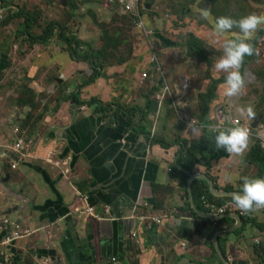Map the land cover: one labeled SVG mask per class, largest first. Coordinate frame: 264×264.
I'll return each instance as SVG.
<instances>
[{"label":"crops","instance_id":"0c3cea01","mask_svg":"<svg viewBox=\"0 0 264 264\" xmlns=\"http://www.w3.org/2000/svg\"><path fill=\"white\" fill-rule=\"evenodd\" d=\"M23 1L0 0V6L8 8ZM25 1L30 8L39 3ZM56 1L57 10L49 7L46 11L41 7L42 18L40 23L37 21L36 33L40 34L41 28L51 22H60L61 13L75 12L77 2L93 4L92 0ZM65 2L67 7L63 8ZM262 29L264 25L258 26L257 31ZM25 30V20L0 26V61L6 57L8 63L13 59L29 68L22 74L21 82L40 96L39 105L35 110L30 108L26 118H20L17 112L22 125L15 136L6 125L0 127V264H264V208L241 214L230 197L239 190L240 177L264 179V155L260 150H264V139L252 128L264 106L255 108L247 100L252 93L247 90L233 98L222 96L219 84L213 88L208 112L200 119L198 95L207 90L205 84L210 81L206 68L216 80L226 75L214 69L224 41L211 38L212 30L205 27L190 30L210 54L208 66L194 54L190 61L169 59L173 52L186 51L188 55L187 40L182 41L186 49L177 48L171 37L158 34L155 60L161 68L165 67L164 82L173 93L161 102L152 97L143 109L145 97L150 95L139 89L144 83L136 87L137 79L124 75L120 79L111 74L100 78V88L92 92L98 91L97 96L108 102L122 99L121 106L127 111L141 107L144 119V125L138 128L139 115L120 113L117 124L109 129L92 107L67 104L54 111L60 91H64L62 97L67 96L81 83V77L85 80L86 77L78 69L73 72L70 65L65 68L57 65L61 45L55 42L51 55L56 56L52 63L47 67L38 64L45 47L28 41L30 46L22 43L20 35L26 41ZM237 33L231 30L228 35L233 39ZM263 40L264 35L252 55H248L247 65L264 61ZM39 48L42 50L38 53ZM7 61L0 66V74L10 66L4 70L6 78L2 84L13 88L11 60L9 64ZM258 71L264 73V63ZM182 80L188 88L183 97L178 87ZM155 89L150 91L154 93ZM6 94L16 101L19 91L4 92L0 88V96ZM172 97L181 100L173 105ZM0 106H4L2 101ZM247 107L252 108V119L239 111ZM229 120L231 126L250 132L247 150L239 156L214 147L213 128L229 126ZM234 120L242 123L235 125ZM0 122L15 123L1 114ZM259 125L264 128V117ZM261 131L264 136V129ZM20 137L30 142L22 154L13 148ZM188 149L195 150L192 156L195 160L178 166V159ZM16 155L20 158L18 169L11 170L10 158ZM4 161L8 167H3ZM226 174L232 177V183L224 182ZM200 180L205 182L209 201L232 209L233 215L211 220L199 210L191 187ZM89 206L104 219L84 213ZM146 216L162 219V223H152L148 228L139 220ZM12 232L21 238L12 245L2 244Z\"/></svg>","mask_w":264,"mask_h":264},{"label":"rangeland","instance_id":"374dc122","mask_svg":"<svg viewBox=\"0 0 264 264\" xmlns=\"http://www.w3.org/2000/svg\"><path fill=\"white\" fill-rule=\"evenodd\" d=\"M37 1L39 3L36 4L37 7L35 8H30L28 6V2L25 0L22 2L23 5L22 4L12 5V7H8V8H3L2 6H0V8H2L0 10V21L4 20L13 10L24 9L25 12L27 13L39 11L40 14L37 15V17H38V22L40 23L42 18L41 7L46 11H48L47 9L49 7H53L55 10H57L56 0L54 1L37 0ZM92 3L93 4L85 5L83 2L79 1L77 2V10L75 12L60 14L59 17L60 22L57 23L64 26L63 28H65V34L67 36H76L79 40H83L89 44H93L100 47L102 42L101 30L97 26L96 21L100 23L106 22L107 25L116 24L117 26H120V23H126L128 24V26L130 25L131 29L133 28L132 31H128L126 33L127 41L130 43L129 48H132L131 49L132 55L126 54L127 52L122 50V48L119 49V52L116 53L117 55L116 67L121 68V70L120 72L114 74L113 77L120 79V76L124 75L127 77L139 79V77L143 73L147 72L150 81H162V82L165 81V74L163 73V71L165 72L166 70L165 67L162 68L160 67L159 71L155 72L157 66L154 63L150 62L152 55L153 54L156 55L158 52L155 45L156 41L157 42L160 41L159 37L157 36L158 34L163 37L165 36L171 37L172 44L176 43L177 48L182 47L186 49L185 44H183L182 41L186 43V40L188 39V34L191 32L190 30L192 29L198 30L204 27L208 30L211 29L210 26L205 24L204 22L205 20L200 17L198 9H207L209 12L215 14L216 17L228 16L236 20L247 15L256 14L257 16H259V14L264 13V0H261L260 2H255L254 0H139L140 11L144 10L146 4L149 5V11L144 12L140 16L138 21L136 19V9L132 8L130 10H126L119 3V0H92ZM67 4H69L68 1ZM67 4L66 2L62 3V7L63 8L67 7ZM188 9H190L192 12L191 11L188 12ZM15 20L17 21L23 19H15ZM37 26H38L37 24L34 26L35 32H37ZM42 30L43 28H41V31ZM231 30L238 31V29L236 28H233ZM230 37H231L230 35H227V39H230ZM211 38H215V36L211 34ZM217 39L220 41H224L226 37L225 36L218 37ZM20 40L22 43L29 45L27 41L22 39L21 35H20ZM54 42L60 44V41L58 40L57 36H55L52 44ZM44 47H51V45L50 46L44 45ZM171 47H173V45H171ZM221 48H223V46ZM23 49L24 48H22L21 51ZM41 50L42 48H39L38 53L39 51L41 52ZM57 51L58 49L56 48L55 52ZM222 51L220 54H217V56L222 55ZM55 56L56 54H53V56L49 57L47 53H44L37 63L40 65L46 64L49 66L52 63ZM204 56L206 59L210 60L209 58L210 54L208 52L205 51ZM171 58L173 61L178 60L179 58L190 61V56L188 57L186 51L173 52L172 56L169 57V59ZM10 60H11V68H12L11 75L13 81H15V87H13L12 90H16L18 89L17 85L19 86L26 85L24 82H21V80L24 78L21 76L22 74H25L26 70H28L29 68H26V66L24 64L22 65L20 62H19L20 65H18L17 63H15V60L13 59ZM263 63L264 61L263 62L256 61L245 66L252 72L256 82L252 84L249 83L250 85L244 86L241 92H243L244 90L252 92L251 95H247V100L253 105H255L256 106L255 108L264 106L263 105L264 104V73L262 71L256 72V69L260 67ZM30 66L34 67V65L31 64ZM110 68L111 67H109L106 70V73L110 70ZM87 70L89 72V69ZM113 71L114 70L112 69L111 72ZM206 73H208V75L210 76L208 78L210 79V81H206L205 84L206 86H208V88L212 86V84L216 85V87L218 88L219 82H217V80H223L224 82V77H225L224 75H220V78L216 80L214 77L210 75L208 67L206 68ZM84 80H85L84 77H81L80 81L82 82ZM243 80H245V76H243ZM137 83L138 84L136 87H139V80L137 81ZM70 86L73 87V85ZM178 87H180V93L182 94L183 97L188 89L187 86H185L183 80L181 81L180 84H178ZM60 88H61L60 86H56L57 90H60ZM164 88L160 87L158 93L162 94L163 97L168 98L170 93L172 94L173 91L169 87V91L165 92ZM66 89L67 88H65V90ZM139 89L142 91L143 88L139 87ZM207 90L204 93H206ZM63 92L64 91L61 90L58 96H61ZM178 99L181 100V98L177 97V100ZM121 100L117 101L118 106H121L123 104L121 103ZM0 101L4 103V106H0L1 116L3 118L5 117V119L11 117L12 120L15 122V123L0 122V127L2 124L6 125L9 131L13 133V135L15 136L14 133L17 132L19 130L18 128L22 125V123L19 124L18 122V116L16 115L17 112L21 114L20 118H26L27 115L29 114L28 112L30 108L32 109V107L28 106V109H26L25 112H23L21 109L16 108L17 100L15 101V99H13V97L9 94L0 96ZM143 104H145V101L143 102ZM116 107L117 106L115 105L113 109ZM124 107H127L126 104L124 105ZM18 110H20V112ZM132 111H134L133 113H136V108ZM37 115H40V113H37ZM100 116L102 117V115ZM239 122L242 123L241 120H239ZM18 140L16 141L13 148L16 153L22 154L25 147H23L22 150L18 149L17 147ZM17 155L15 156V158H10L11 162H13L11 165H9L11 170L18 169V167L16 166L18 165V161L20 160V158L17 157ZM3 167L4 168L8 167V163L6 161L3 162ZM1 170H2V166L0 164V173ZM26 234L28 235V233ZM7 238L11 240L10 245H12L13 241L21 237L19 236L18 233L12 232V236H7Z\"/></svg>","mask_w":264,"mask_h":264},{"label":"trees","instance_id":"16d2710c","mask_svg":"<svg viewBox=\"0 0 264 264\" xmlns=\"http://www.w3.org/2000/svg\"><path fill=\"white\" fill-rule=\"evenodd\" d=\"M255 2H260L261 0H254ZM71 5V2L69 3ZM68 4V5H69ZM149 5L146 4L143 11H140V5H139V12H136V19L139 21V13L140 16L144 12L149 11ZM147 9V10H146ZM20 10V11H19ZM19 10H13L4 20L0 21V26H6L8 25L12 20L15 19H23L26 21V30L24 31V36L26 38V41L29 43H32L33 45L40 44L41 46H50V50L48 47H43L45 53L48 54L49 57H51V48H52V42L54 41L55 36H57L58 40L60 41L61 50L59 52V55L61 56L60 60L57 58L55 62L57 65H63V68H65V65H70L71 70L74 72L76 69L83 72L84 76L86 77V80L82 81L78 87H74L72 92H69L67 96L56 99V107L54 108V111L58 109V107L62 105H76V106H88L94 108V112L98 115H102V118L104 120V126L111 129L117 124L118 116L120 113H125L126 115H130L134 111H127L126 109L121 108V106L117 105V99L114 98L112 101H104L100 99L97 94L98 91L95 93L92 92L93 90H97L99 87V79L105 78L107 74L114 75L118 73L116 69V53L119 52V49L122 48V50L126 51L128 55H132L130 47V43L127 41V32L132 31L130 25L126 23H120V26H117L116 24L113 25H107L106 23H100L96 21L97 26L101 30V46L97 48H93L90 45H87L86 43L79 40L76 36H67L65 34V28H63V25H60L58 23L51 22L48 25H46L41 33H36L34 31V26L37 24L38 17L37 15L40 14V12H25L24 9ZM189 11V9H188ZM211 15V21L209 19H204L205 24L210 26L211 29H213V21L216 17L215 14L210 12ZM215 17H213V16ZM127 16V15H125ZM128 27V28H127ZM264 35V29L259 31L251 43L253 52L254 46L259 42V40ZM187 49H188V55L192 56L193 54L196 55L199 61L205 62L208 66L210 65L211 59H206L204 56L205 50L202 44V41L197 38L195 35L189 33L188 39H187ZM122 54V51H121ZM125 54V55H126ZM2 61H7V58H3L0 61V65L3 64ZM10 62V60H9ZM60 62V63H58ZM248 62V56L244 57V60L241 65V75L242 77L245 76L244 80V86L250 85L252 83H255L256 80L253 77L252 72L246 68ZM8 63V61H7ZM69 63V64H68ZM9 64V63H8ZM118 65V64H117ZM123 65V64H120ZM45 67L48 65L44 64ZM88 66V67H87ZM10 68L9 65H7L0 74V88L4 90V92L12 91L13 88H7L5 84H2L6 78V74H4V70L6 68ZM110 70L106 73V70L109 68ZM89 69V72L88 70ZM112 69H115L114 72H111ZM3 75V76H2ZM139 80V83H144V87L142 89V92L145 94L150 92V95H147L145 97V104H143L141 107L146 108L147 103L149 100L156 98V93L151 92L150 85L152 82L149 80V76L147 72L143 73L139 79L137 78V81ZM218 85L223 83V80H217ZM250 83V84H249ZM15 86V83H14ZM91 86V87H89ZM89 87V88H88ZM216 85L212 84V87L210 86L207 90V92L200 93L198 95L199 103H200V119L206 115L209 109V102L213 98V88H215ZM19 96L16 99L17 106L21 109L31 106L33 110L37 108L40 101V96L35 93V91L30 88L28 85H17ZM90 89L89 91L86 89ZM155 90L156 92L159 91V83L155 84ZM92 90V91H91ZM100 92V91H99ZM82 97H81V96ZM238 96H241V92ZM148 101V102H147ZM112 103L116 104V108L113 109ZM141 107H136V115H139V127L142 128V125H144V119H142V109ZM140 109V110H137ZM139 111V113H137ZM30 117L27 118V122H30ZM26 127V124L23 126V128ZM30 142H27V140L24 143V147L29 144ZM185 143V142H184ZM186 144V143H185ZM215 147V146H214ZM216 148V147H215ZM264 155V150L260 148ZM195 156V150L194 149H188L187 151L183 152L181 157L178 159V166H181L183 164H187L191 162V160H195L193 157ZM205 182L204 181H197L192 184V196L197 201L198 208L202 212H206V209L203 207L201 202V197L206 196V188H205ZM207 197V196H206ZM211 200L210 198H208Z\"/></svg>","mask_w":264,"mask_h":264},{"label":"clouds","instance_id":"9594fccd","mask_svg":"<svg viewBox=\"0 0 264 264\" xmlns=\"http://www.w3.org/2000/svg\"><path fill=\"white\" fill-rule=\"evenodd\" d=\"M198 12L201 18L211 19L210 12L207 9H198ZM260 25H264V16L258 17L256 15H247L238 20L228 16H220L214 19L212 35L215 37L227 36L231 29H238L235 38L224 40L222 55L214 64V69L217 72H223L226 74L224 82L220 86L222 96L228 98L237 97L244 87V80L240 71L241 65L244 57L252 55L253 53V48L249 41L253 38ZM154 57L155 54H153L151 59ZM151 82H156V84L159 83V87H161L162 84L167 85L162 81ZM184 84L187 86L185 82ZM153 87L155 88L154 85ZM155 93L157 94L158 92L155 91ZM172 98L177 99V97ZM239 111L249 119H252L254 116L251 107L242 108ZM228 125L229 126L220 129L213 128L215 133L213 137L215 147L217 149H223L230 155L234 154L239 156L247 150L249 140L248 130L244 127L231 126L230 120L228 121ZM261 129L264 128L258 125L255 131ZM240 181L241 184L239 190L230 194L231 203L234 207L238 209L241 214L249 213L255 209L264 208V179L249 178L245 176L240 177ZM224 182L232 183V177L226 174L224 176ZM255 243L257 244L258 241Z\"/></svg>","mask_w":264,"mask_h":264},{"label":"built area","instance_id":"2783aa9c","mask_svg":"<svg viewBox=\"0 0 264 264\" xmlns=\"http://www.w3.org/2000/svg\"><path fill=\"white\" fill-rule=\"evenodd\" d=\"M119 3L126 10H130L132 8H135L136 9V12L137 13L139 12V0H119ZM139 18H140V13H139ZM150 62L151 63H154L157 66V68L155 69V72H158L160 67L157 64V62L155 60V57L152 58ZM155 84H156V82H152V85L155 86ZM161 87L162 88L165 87L164 88V91L165 92H168L169 91V88H168L167 85L162 84ZM170 96L171 95H169V97ZM165 98L166 97H163V95L160 94V93H157L156 94V100L158 102H161ZM171 100H172L173 105H177V99L171 98ZM180 115L183 116V113H180ZM183 117H184V119H186L185 116H183ZM239 123H240L239 120H234V124L235 125H237ZM261 130H257V132H259V138L261 140H263L264 139V136H263ZM248 133L250 134V132H248ZM24 143H25V139L23 137H21L18 140V144H17L18 149L22 150V148L24 147ZM201 202H202L203 207L206 209L207 215L209 216V218L211 220L213 218H216V217H219V216H226V215H233L234 214V211L232 209L227 208V207H219L218 205L210 202L209 199L206 196H202L201 197ZM144 206L145 207H149V205L147 203H145ZM84 213L88 214L89 216H91L93 218H97V219H100V220H103L104 219L103 217L97 216L95 214L94 209L91 206L87 207V209L84 211ZM106 213H107V215H109V211H107ZM139 220H140L141 223L147 224L148 225V228H151L152 227V225H153L152 223H156V224H161L162 223V219H159V218H149L147 216L146 217H140ZM135 236L136 235H133V237H135ZM10 243H11V240L7 238L2 244H4V245L8 244L9 245ZM113 261H115V259Z\"/></svg>","mask_w":264,"mask_h":264},{"label":"water","instance_id":"95a60500","mask_svg":"<svg viewBox=\"0 0 264 264\" xmlns=\"http://www.w3.org/2000/svg\"><path fill=\"white\" fill-rule=\"evenodd\" d=\"M149 7V6H148ZM264 117V111L257 116L254 125L252 126V128L255 130L257 128V126L260 124L261 119Z\"/></svg>","mask_w":264,"mask_h":264}]
</instances>
